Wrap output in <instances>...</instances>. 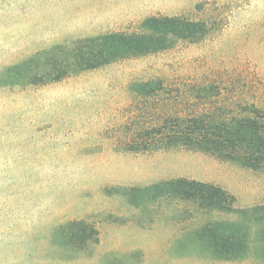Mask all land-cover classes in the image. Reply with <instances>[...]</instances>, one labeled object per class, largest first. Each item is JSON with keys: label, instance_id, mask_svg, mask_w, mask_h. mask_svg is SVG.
<instances>
[{"label": "rangeland", "instance_id": "obj_1", "mask_svg": "<svg viewBox=\"0 0 264 264\" xmlns=\"http://www.w3.org/2000/svg\"><path fill=\"white\" fill-rule=\"evenodd\" d=\"M155 15L210 19L215 28L201 43L60 82L23 78L55 49L141 31ZM38 57L45 59L30 64ZM235 71L262 77L253 86L264 89V0H0V264H264V170L188 148L128 146L151 115L161 114L134 83L163 79L171 92L162 99ZM231 89L255 95L242 82ZM181 178L221 186L239 212L204 211L154 188ZM74 220L93 225L98 242L68 248L65 233ZM219 221L246 228L247 258L217 260L197 238Z\"/></svg>", "mask_w": 264, "mask_h": 264}, {"label": "trees", "instance_id": "obj_2", "mask_svg": "<svg viewBox=\"0 0 264 264\" xmlns=\"http://www.w3.org/2000/svg\"><path fill=\"white\" fill-rule=\"evenodd\" d=\"M214 28L215 23L210 19L197 20L185 15L150 16L142 21L141 31L81 38L68 48L55 49L63 55L53 51L42 67L24 71L23 78L30 84L60 82L119 61L168 52L181 43H201ZM44 59L34 58L30 64L34 61L41 64ZM22 67L23 64L18 68ZM17 76L20 78L19 72ZM241 82L245 88L251 85L255 95L247 93L239 97L238 93L234 94L231 88ZM262 83V77L235 71L221 77L219 82L204 79L192 83L189 88L177 89L176 96L162 99V94L171 92L163 79L134 83L137 95L151 105L152 111L161 114L156 118L151 115L148 126L136 131L128 141L129 150L188 148L254 171L264 170V89L253 86ZM154 188L159 193L194 203L204 211L239 212L235 196L215 184L181 178L162 182ZM197 238L217 260L239 261L250 253L249 234L241 223H211L198 231ZM260 240L264 243V230ZM64 241L70 249L84 250L89 244L98 242V231L84 220H74L68 223ZM262 252L264 255V246Z\"/></svg>", "mask_w": 264, "mask_h": 264}]
</instances>
